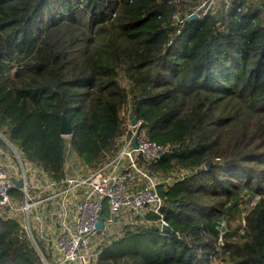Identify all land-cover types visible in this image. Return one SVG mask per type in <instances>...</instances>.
<instances>
[{"label":"trees","instance_id":"1","mask_svg":"<svg viewBox=\"0 0 264 264\" xmlns=\"http://www.w3.org/2000/svg\"><path fill=\"white\" fill-rule=\"evenodd\" d=\"M193 1L0 0V132L25 161L53 179L68 147L100 163L125 109L169 147L150 171L185 173L158 186L169 230L126 226L97 264H264V0L190 19ZM244 194L258 200L235 238ZM126 236L145 242L120 246ZM0 264H43L3 216Z\"/></svg>","mask_w":264,"mask_h":264},{"label":"built area","instance_id":"2","mask_svg":"<svg viewBox=\"0 0 264 264\" xmlns=\"http://www.w3.org/2000/svg\"><path fill=\"white\" fill-rule=\"evenodd\" d=\"M219 2L199 0L193 10L200 7L199 11L189 16L197 13L201 18L207 11L214 12ZM140 123L127 118L129 131L120 135L117 150L94 166L83 163L68 147L59 179L25 161L0 132L4 143L0 146V216L19 223L21 235L43 264H97L104 249L125 235L121 224L139 230L141 222L145 228L163 231L167 223L158 186L179 176L150 171L169 147L152 141L140 130ZM147 214L159 218L147 219ZM100 219L102 228L97 227Z\"/></svg>","mask_w":264,"mask_h":264},{"label":"rangeland","instance_id":"3","mask_svg":"<svg viewBox=\"0 0 264 264\" xmlns=\"http://www.w3.org/2000/svg\"><path fill=\"white\" fill-rule=\"evenodd\" d=\"M194 5H197L199 0H194L193 1ZM258 3V0L256 1V4ZM199 8L200 7H197L195 11L193 12H197L199 11ZM193 9H195V6L193 7ZM195 13H193L192 15H194ZM121 82L123 84L126 83L125 79L123 77H121ZM126 110H122L121 111V116H122V123L125 124V126H123V133L124 134H127L128 131H129V126L126 124L127 122V118H126ZM185 173L179 169H174L171 173H170V177L172 178H175V177H178L181 178L183 177ZM168 181L169 178H166ZM258 200V197L257 196H251L250 194H244L242 196V199L240 201V204L238 206V208L236 210H233V217L231 218L230 220V223H228V226L230 228V230H234V229H238V233H237V236H235V238H239L241 236V234L243 233L242 229H240V227H242L244 225V216L245 214L248 212V210L256 203V201ZM141 228L144 227L143 223L139 222L138 223ZM227 223L224 222V225H226ZM120 228H122L124 231H126V228L124 227L123 228V225L121 224L120 225ZM224 231V230H223ZM129 236H126L125 238H123L121 240V242H119L120 246H125L127 245L128 243H130L131 245L133 246H136L141 242H145L143 241L142 239H136V238H133V237H130L131 239H128ZM127 240V241H126ZM214 264H221L220 262L218 261H214Z\"/></svg>","mask_w":264,"mask_h":264},{"label":"water","instance_id":"4","mask_svg":"<svg viewBox=\"0 0 264 264\" xmlns=\"http://www.w3.org/2000/svg\"><path fill=\"white\" fill-rule=\"evenodd\" d=\"M196 16L197 15L194 14V15L189 16V18L192 19V18H195ZM136 121H137V119L134 118L133 119V123H136ZM60 131H61V133L63 135H69L72 132V128H71L69 122L67 121V119L65 117L62 118V122H61V126H60ZM135 145L136 144L134 143V146ZM209 164L210 163H206V166L208 167ZM14 182H15V185L16 186H20V182H18V181H14ZM97 227L98 228H102V220L101 219L97 222ZM163 230L168 231L169 230L168 226L165 225L164 228H163ZM221 230H225V228L224 227H221Z\"/></svg>","mask_w":264,"mask_h":264}]
</instances>
